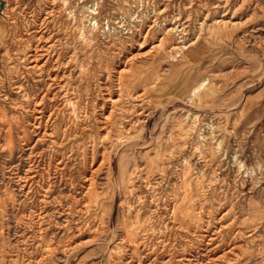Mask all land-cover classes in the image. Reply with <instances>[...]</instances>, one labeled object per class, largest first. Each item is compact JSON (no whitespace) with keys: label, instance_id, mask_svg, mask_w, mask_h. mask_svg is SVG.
<instances>
[{"label":"rangeland","instance_id":"1","mask_svg":"<svg viewBox=\"0 0 264 264\" xmlns=\"http://www.w3.org/2000/svg\"><path fill=\"white\" fill-rule=\"evenodd\" d=\"M42 22L73 56L64 113L94 124L122 76L113 118L131 141L88 197L92 132L68 134L63 156L60 126L38 135L12 84L16 26ZM0 70V264H264V0H0Z\"/></svg>","mask_w":264,"mask_h":264},{"label":"bare ground","instance_id":"2","mask_svg":"<svg viewBox=\"0 0 264 264\" xmlns=\"http://www.w3.org/2000/svg\"><path fill=\"white\" fill-rule=\"evenodd\" d=\"M219 21H221V20H219ZM16 27L18 29H17V33L15 36L17 38V41H19L20 43L23 44L22 45L23 47H20L19 44H15L13 42L12 43L14 44L13 45L14 51H15L14 54H16V57L18 59L17 61H19L18 64H19V66H22V68L24 69V71H23L24 75L23 74L20 75L21 79H18V80L13 79L12 84L21 93L22 101L24 100L21 103L26 105V108H27V106H30L29 105L30 101L31 100L33 101V106L32 107L30 106V107H31V112L33 114L31 120H32V126H33L34 130L36 132H38V135H40L41 137H45L47 135L50 136L51 133H49L47 131L46 127H48L49 124L56 122L60 126V129H61L60 130L61 131L60 132L61 137L59 138V140H60L59 146L62 149L61 151H62L63 156L66 152H70V149L66 150V143H65L68 140V134L72 135L73 137H79V136L84 137V136H86L85 135L86 131H90L93 134L92 136H90L91 134L89 133V135H87V137H86V138H90L88 141L89 145H87L86 147H85V144L80 145L81 147L83 146L82 147V165H83V168H82V172H81L82 180L80 182H81L82 188L84 189V193H85L84 197L85 196L88 197L90 195V193L93 192L94 183H95L94 179L96 178L98 173L103 168L108 167V166L109 167L112 166L111 165V159H112V155H113L114 151L118 150L117 149L118 146H125L131 141L129 133L126 132L127 128H124L123 132L120 130V128L116 129L115 120L113 118L115 112L119 109V106L123 104L121 102L122 97H123V89L121 86L122 76L120 75V76L116 77L117 85H116V90H114L117 92V94L115 95L116 97L114 96L113 90H111V87L107 86V84L104 85L105 88L102 90L103 94L100 95V99L94 101L92 104L94 124H91L89 126L90 122H89V119L86 118V115H83L81 119H79L76 116L73 117L71 114L64 113L63 108L60 107V104L57 103L59 101L58 98L60 96V92L63 90L64 91L68 90L67 82H69L68 81L69 79L66 77L67 71L65 70V68L68 67V63L72 59L73 56L69 55L70 57H68L67 61L61 60L65 57H63V58L59 57L58 56L59 54H58L56 48L54 47L55 45H53L54 41L48 40V36H47V38L45 37L46 25L43 22L40 23V26H39L40 29L38 28L37 32L32 31L30 33H25V34L21 33L20 34L19 33V27L18 26H16ZM25 28H27V27H25ZM29 30L27 29L26 31H29ZM169 30H170V28H169ZM162 40H163V38H161L159 40V43L162 42ZM5 41L8 42L6 39H5ZM9 52L11 53L12 50L11 51L9 50ZM63 53H64V51H63ZM8 57H9V55H8ZM3 67H6V66H3ZM14 69H12V73L17 75L18 74L17 68L14 67ZM31 74H37V76L39 77V81L41 82V87L40 86H39L40 88L37 87L38 88L37 90L33 89L29 85L28 86L25 85V84H29L27 76H29ZM67 75H69V74L67 73ZM109 76L113 77L112 75H109ZM112 81H113V79H112ZM35 85H38V83H35ZM198 88H201V86ZM1 89H3V88H1ZM63 93H65V92H63ZM84 103L85 104L83 106V113H88L89 106L86 102H84ZM14 107H16V106H14ZM16 108H18V106ZM107 110H108V114H107V116H105L104 114H105V112H107ZM5 117H6V111L3 107L0 106V120H2V119L4 120ZM51 125H53V124H51ZM55 132H56V130H55ZM70 135H69V137H70ZM122 157H123V155L119 156V162H118L119 163V174H120V176L125 177L123 175L124 174V165L121 162ZM64 162H66V161H64ZM77 163H79V162H77ZM141 167H142V165H141ZM149 168L153 169L154 164L151 163ZM130 179L128 180L129 181L128 184L132 186L133 181ZM152 185H153V183H152ZM125 187H126V184L122 183V185L120 187L121 188L120 192L123 193L125 190ZM82 196H83V194H82ZM101 203L102 202H100V204ZM242 233H244V232H242Z\"/></svg>","mask_w":264,"mask_h":264},{"label":"crops","instance_id":"3","mask_svg":"<svg viewBox=\"0 0 264 264\" xmlns=\"http://www.w3.org/2000/svg\"><path fill=\"white\" fill-rule=\"evenodd\" d=\"M264 91V85H263V87H262V90H260L259 92L261 93V92H263ZM259 92H257V93H259ZM258 95V94H257Z\"/></svg>","mask_w":264,"mask_h":264}]
</instances>
